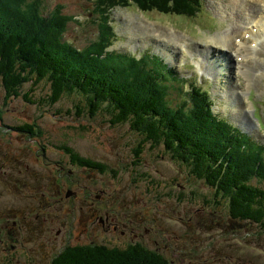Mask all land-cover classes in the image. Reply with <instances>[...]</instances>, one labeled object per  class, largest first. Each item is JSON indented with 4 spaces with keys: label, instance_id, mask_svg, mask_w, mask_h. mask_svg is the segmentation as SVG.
<instances>
[{
    "label": "trees",
    "instance_id": "obj_1",
    "mask_svg": "<svg viewBox=\"0 0 264 264\" xmlns=\"http://www.w3.org/2000/svg\"><path fill=\"white\" fill-rule=\"evenodd\" d=\"M131 1L95 0L96 11L102 20L97 37L79 48L65 40L68 25L76 20L66 14L62 6L49 11L45 10L42 0H0V80L6 96L8 99L23 97L26 102L43 106L47 94L40 95L39 102H36L37 93L23 92V86L32 81L30 91L42 83L49 86L50 96L46 104L50 107L66 94L76 92L88 97L85 104L88 110L82 107L77 111L76 108L74 116L78 121L84 117L94 120L106 111L110 114L109 123L118 125L127 122V112L130 111L128 121L140 138L165 144V151L177 162L185 164L189 176L206 182L217 197L228 198V212L233 220L244 219L248 227H258L253 234L262 237L264 157L262 160L258 158L257 163L255 155L264 154V149L258 148L252 138L232 126L217 121L207 91L203 93L194 89L190 107L186 103L174 105L177 100L170 94L175 89L173 83L182 80L167 79L165 73L175 77L180 75L165 63L162 69H153L147 66V62H139L130 55L106 50L116 39L114 28L109 25V11L117 6L130 5ZM134 1L146 12L158 10L167 14L171 11L177 16L194 14L202 2ZM53 97L57 98L55 104L50 102ZM4 103L0 106L1 125H4L5 118L12 116L6 113L7 103ZM125 105L130 109L127 112ZM25 112L30 116L29 111H23L16 127L7 131L0 128V149L7 148L9 163L19 167L13 193L33 194L29 199L35 201L27 205L7 201L1 205L4 212L0 217V264H24L18 257L26 252L21 236L17 234L19 221L27 227L30 237L39 231V241L32 243L46 250V254L39 253L28 263L177 264L159 247L156 251L155 246L149 249V240L143 238V234H123L124 229L129 231L130 224L119 218L128 207L115 195L119 192L117 169L103 160L83 156L71 147L70 141L46 144L49 127L35 125L26 118ZM98 129L80 125L72 134L100 137ZM245 145L249 149L244 150ZM242 159H245L243 167ZM60 163L65 166L64 171ZM254 163L256 167L251 169ZM82 169L86 170L85 175L81 173ZM23 173L29 177L24 179ZM53 176L58 179V184L63 183L64 189L75 192L82 204L81 209L85 206L90 212L88 217L81 218L74 203H61L63 213L51 219L54 196L57 201V195L63 196L61 191L57 193L52 189L51 184L56 183ZM25 186L29 189H24ZM131 222L136 225L147 223V213ZM110 227V233L116 238L96 240V237L104 239L100 236L101 231ZM153 242L156 244L157 238ZM189 263L195 264L193 259Z\"/></svg>",
    "mask_w": 264,
    "mask_h": 264
},
{
    "label": "rangeland",
    "instance_id": "obj_2",
    "mask_svg": "<svg viewBox=\"0 0 264 264\" xmlns=\"http://www.w3.org/2000/svg\"><path fill=\"white\" fill-rule=\"evenodd\" d=\"M42 1L45 10L52 11L56 10L58 6H62L66 14L77 18L79 23L68 25L69 28L65 35L67 42L83 48L89 40L96 39L98 19L92 14L93 0ZM232 1L205 0L202 4V10L195 18L177 16V13L171 11L167 14L157 10L140 13L141 23H138L135 17L129 16L126 11L118 9L111 15L118 39L109 50L129 54L130 51L127 47H132V39L146 34H149L150 45L141 50H153L156 44L162 41L177 43L174 49L175 54L173 52L174 55H170L171 60L168 59V61L171 65L176 64V70L179 71L181 77L188 79L189 83L196 82L205 89L209 88L215 100V112L239 126L236 117L241 118L239 121L245 123L246 119L243 117H248L246 108L252 107V105L247 106L238 97L237 92L249 84L238 78L236 65L233 69L232 67L229 69V63L221 65L222 62L227 61L230 62V65L233 64L228 49L226 51L219 50L214 58L208 57L211 53H215V48H217L210 37H220L221 33L226 30H228L229 35L235 37L236 34L239 35L236 31L245 26L244 22L251 20L249 11H244L246 17L237 16V10L231 4ZM222 3L225 4L223 8L221 7ZM127 9L138 11L136 6ZM149 19L155 20L157 25L150 24ZM164 24H169L175 31H169L163 26ZM173 32H177L179 36ZM125 38L126 41L122 43ZM236 38L238 39V37ZM184 42L185 44L182 45ZM123 44L126 45V48ZM186 48L194 52L198 58V63L203 64V69L207 70L208 76L203 80H197L195 70L191 67V51L188 52ZM204 54H208V56L205 55V59L201 57ZM192 56L194 55L192 54ZM258 56V62L251 61L249 64L253 66V71L256 69L264 71V47ZM216 69L223 75H219ZM253 81L254 78L252 77L251 82ZM31 86L32 81L26 83L23 86V92L27 94L37 93L36 99H39L40 95H48L50 92L49 86L44 83L34 88L33 91H30ZM250 89L255 119L258 121L255 123L252 118L248 120L253 125L252 139L258 143L256 144L258 148L264 149L262 148L264 146V75L256 77V82ZM170 94L178 100L181 99L178 89L175 93L171 91ZM47 95L44 97L45 99H47ZM28 97L34 100L33 96L28 95ZM5 99L7 103L9 99L0 80V106L5 104ZM20 102L22 99L16 100V98L9 102V105L6 106V113H11L12 116L5 118L4 125L0 124V128L7 131L10 127H16L19 124L18 117L21 113L29 111L30 116L25 112L28 120L40 127H49L50 135L45 137L46 144L50 141L62 144L70 141L71 147L81 152L83 156L103 160L117 169L119 172V192L115 195L123 199V204L128 207L119 218L130 224V220L132 221L143 213H147V223L139 225L134 223V225L139 229V233L144 235L143 238L149 240V249L155 246L154 250L156 251L159 247L173 263L177 264H190L191 259L194 260L195 264H264V234L257 238L253 233L257 231L258 227L253 231H247L245 230L244 219L231 220V214L228 212L230 208L228 198L223 197L221 199L220 195L219 200L212 201V192L207 193L202 184L187 176L185 164L171 160L169 154L164 151L165 144H162L161 149H151L147 144L141 145L143 148L142 153H140L142 168L131 165L132 160L136 158L135 156L133 158L132 149H136L141 139L138 132L131 129V121L128 120L132 113L126 105L125 111H129L127 112V122L113 126L108 123L110 114L106 111L94 120L84 117L83 120L78 121V118L74 116L76 108L77 111L82 110V105L88 102V97L79 96L76 92L66 94L54 109L45 108L44 111L32 103L25 102L28 106L23 102L20 104ZM238 112L243 117L238 116ZM80 125L99 127L101 129H98L100 137L91 134H72L73 130ZM7 151V148L0 149V217L3 216L4 212L1 205L7 201L17 205H27L35 201V199H29L33 194L13 193L12 188L16 184L19 167L15 163H9V158L6 157ZM255 156L257 163H259L258 158L262 160L264 154H256ZM244 163L245 159L242 162V167ZM254 167H256L255 163L250 166L251 169ZM61 169L64 171L65 166L62 165ZM81 173L85 175L86 171L82 169ZM145 176H149L148 181H143ZM22 177L27 179L29 175L23 173ZM53 178L55 177L53 176ZM45 184H48L47 180H45ZM258 186L259 188L262 187L261 185ZM24 189L29 188L25 186ZM24 189L21 190L24 191ZM53 190L57 193L60 192L58 185ZM68 195L67 198L60 194L57 195L59 201L54 196L50 207L51 219H56L63 213L61 203L71 204V202L76 206V212L80 213L81 218L88 217L90 212L86 210L85 206L84 209H81L82 204L77 200L75 192L71 191ZM70 197L72 198L71 202H69ZM206 200L208 201L204 203ZM64 213L67 211L64 210ZM16 225H19L17 234L21 236L20 241L26 251L18 254V257L24 264H32L28 261L46 251L41 246L32 243V241H39V231H37L36 236L30 237V232L23 222L19 221ZM153 227L156 231L152 229ZM146 229L148 232L145 231ZM111 230L110 227L106 231H101L102 235L100 236H104V239L96 237V240L116 238L114 234L110 233ZM132 232L131 228L129 231L124 229L123 234L131 235ZM157 233H159L158 236ZM1 235L2 232L0 231ZM155 238H157L156 244L153 242ZM20 250L17 252L19 253ZM42 263L37 262L35 264Z\"/></svg>",
    "mask_w": 264,
    "mask_h": 264
},
{
    "label": "bare ground",
    "instance_id": "obj_3",
    "mask_svg": "<svg viewBox=\"0 0 264 264\" xmlns=\"http://www.w3.org/2000/svg\"><path fill=\"white\" fill-rule=\"evenodd\" d=\"M233 3H231L234 8L237 10V16H245V12L251 13V20L248 22H244V27L240 28L236 33H239V35H235V37L228 34V30L221 33L220 37H210V40L216 44L217 48H215V53H211L209 57L214 58L217 55V52L219 50L226 51V49L230 51H236V53H242V52H248L251 54L252 47H249L248 44L251 42L258 43L260 40V35L255 34L254 31L251 30V25H254L253 27L258 28V31L264 30V0H233ZM247 15V14H246ZM239 26V25H238ZM177 34V33H174ZM249 34V38L245 40V38H242L243 35ZM178 35V34H177ZM179 36V35H178ZM236 37L241 38L239 43L236 41ZM188 38V37H186ZM209 40V41H210ZM185 42L182 44L184 45ZM238 44V47L236 45ZM215 46V45H214ZM246 50V51H243ZM165 65L169 69L175 70L179 75V71L176 70V64L171 65L170 61L168 59L165 60ZM229 63V69H231L232 64L230 65V62H222L221 65ZM201 69H203L204 65L200 63ZM203 66V67H202ZM249 77V76H248ZM249 80L251 81V78L249 77ZM213 102V109L215 108V100L214 98L211 99ZM241 116V115H238ZM244 118V117H243ZM246 119V118H245ZM247 120V119H246ZM241 121V120H240ZM243 160V159H242ZM86 171L85 169H83Z\"/></svg>",
    "mask_w": 264,
    "mask_h": 264
},
{
    "label": "water",
    "instance_id": "obj_4",
    "mask_svg": "<svg viewBox=\"0 0 264 264\" xmlns=\"http://www.w3.org/2000/svg\"><path fill=\"white\" fill-rule=\"evenodd\" d=\"M165 62V61H164ZM50 96V94L49 95H47V100L43 103V107H46L47 106V101H48V97ZM37 102H39V99H37ZM50 102L51 103H56L57 102V98L56 97H53V98H51L50 99ZM82 107H83V110H88L89 108H87L85 105H82ZM42 114H43V112H42ZM246 126V128L248 129V125L246 124L245 125ZM244 132H246L249 136H253V131H251V127H249V132H248V130H245L244 129ZM228 134V133H227ZM22 172H23V169H22ZM55 181H56V183H53V184H51V186H52V189H54V187L57 185V180L55 179ZM45 182V181H44ZM219 198H220V195H219ZM219 200V199H218ZM132 223V222H131ZM160 252V251H159Z\"/></svg>",
    "mask_w": 264,
    "mask_h": 264
},
{
    "label": "flooded vegetation",
    "instance_id": "obj_5",
    "mask_svg": "<svg viewBox=\"0 0 264 264\" xmlns=\"http://www.w3.org/2000/svg\"><path fill=\"white\" fill-rule=\"evenodd\" d=\"M56 178V177H55ZM57 180V179H56ZM57 185H58V187H59V189H60V191L62 192V194H63V196L64 197H69V193H70V191L69 190H65L64 188H63V183L62 184H58L57 183ZM71 200H72V198L70 197V199H69V202H71ZM72 203V202H71Z\"/></svg>",
    "mask_w": 264,
    "mask_h": 264
}]
</instances>
